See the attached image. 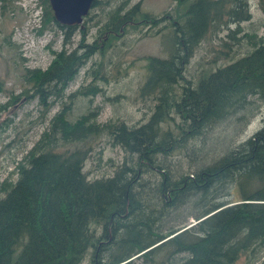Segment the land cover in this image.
Masks as SVG:
<instances>
[{
  "label": "trees",
  "instance_id": "trees-1",
  "mask_svg": "<svg viewBox=\"0 0 264 264\" xmlns=\"http://www.w3.org/2000/svg\"><path fill=\"white\" fill-rule=\"evenodd\" d=\"M5 1L0 0L2 7ZM186 1L169 55L148 57L141 94L158 102L146 120L100 123L98 112H87L73 121L63 108L18 162L17 179L1 183L0 264H84L87 258L86 264H133L137 256L151 264H236L243 253L264 244V121L206 165L184 169L182 160L171 157L196 148L188 147L190 139L245 107L251 95L264 97V36L247 33L256 38L251 50L205 71L193 84L185 70L201 39L228 15V24L240 25L251 10L248 0ZM41 2L42 29L58 27L64 45L46 69L26 68L24 76L47 106L49 97L61 96L91 55L127 25H158L171 15L143 10L139 2L128 9L120 5L97 29L101 44L85 40L91 11L82 23L64 24L50 0ZM100 4L94 0L91 8ZM78 31L76 46L68 48ZM236 33L230 34L236 38ZM31 89L25 92L31 95ZM101 132L131 156L112 174L90 178L84 169L90 149L84 143ZM145 165L156 176L142 184ZM191 200L195 210L184 215ZM190 216L197 221L191 224ZM93 223L101 226L99 232ZM185 251L188 256L179 261Z\"/></svg>",
  "mask_w": 264,
  "mask_h": 264
},
{
  "label": "rangeland",
  "instance_id": "rangeland-1",
  "mask_svg": "<svg viewBox=\"0 0 264 264\" xmlns=\"http://www.w3.org/2000/svg\"><path fill=\"white\" fill-rule=\"evenodd\" d=\"M137 2L143 10L158 16L165 12L171 15L155 26L140 21L127 25L109 45L103 43L105 48L91 55L61 96L49 97L51 105L48 106L39 95L33 94L24 73L26 68L46 69L54 59L55 51L63 47L64 33L53 24L42 29L44 7L41 0H6L4 7L0 3V105L3 106L0 110V185L7 178L17 179L18 162L50 128L52 117L63 108L73 121L84 113L98 112L97 121L100 123L122 119L130 125L143 122L153 112L158 102L156 96L141 94L148 75V57L169 55L176 22L183 20L177 14L186 7L187 1L179 4L180 0H101L99 6L90 10L92 18L88 21L90 30L85 40H98L102 44L103 37L98 35L97 29L109 13L120 5L128 9ZM248 3L250 19L240 25L238 22L228 24V15L221 27L209 30L201 39L187 64L185 79L195 84L205 71L251 50L256 38L249 37L247 33L264 36V0H248ZM229 5L231 7L234 3ZM232 29L237 32L236 38L230 34ZM80 37L78 31L67 47L76 46ZM26 89H31V95L25 92ZM16 96L19 98L15 100ZM177 119H180L179 115ZM263 121L264 97L251 95L245 107L205 129L204 135L190 139L188 147L196 148L177 150L171 157L174 161L182 160L184 169L206 165L248 138L262 126ZM171 126H174V121ZM84 145L90 149L84 167L90 178L112 174L122 161L131 156H127L129 153L121 145L113 143L105 132L89 138ZM153 174L145 165L142 184L148 182ZM142 187H139L141 191ZM3 195L4 191L0 189V197ZM239 198L235 191L233 199ZM193 210L195 206L191 200L183 209L184 215ZM190 221L193 224L197 220L190 216ZM93 226L98 232L101 230L100 225L93 223ZM186 256L188 252L185 251L179 253L177 259L180 261ZM88 261L89 258L83 263ZM133 264L151 263L137 256ZM236 264H264V244L243 253Z\"/></svg>",
  "mask_w": 264,
  "mask_h": 264
},
{
  "label": "water",
  "instance_id": "water-1",
  "mask_svg": "<svg viewBox=\"0 0 264 264\" xmlns=\"http://www.w3.org/2000/svg\"><path fill=\"white\" fill-rule=\"evenodd\" d=\"M55 18L64 24L82 23L94 0H50Z\"/></svg>",
  "mask_w": 264,
  "mask_h": 264
},
{
  "label": "bare ground",
  "instance_id": "bare-ground-1",
  "mask_svg": "<svg viewBox=\"0 0 264 264\" xmlns=\"http://www.w3.org/2000/svg\"><path fill=\"white\" fill-rule=\"evenodd\" d=\"M162 23V22H161ZM159 25V24H158ZM155 26V25H154ZM140 28V27H139ZM87 86V85H86ZM84 89H86V88H84ZM82 90H83V88H82ZM81 90V91H82ZM100 90V89H99ZM100 92V91H99ZM74 93V92H73ZM83 93H85V92H83ZM77 95V94H76ZM70 96V95H69ZM80 96V95H79ZM68 99V98H67ZM90 100V99H89ZM63 107V106H62ZM65 109V108H64ZM68 109V108H67ZM67 112V111H66ZM68 114V113H67ZM127 123V122H126Z\"/></svg>",
  "mask_w": 264,
  "mask_h": 264
}]
</instances>
